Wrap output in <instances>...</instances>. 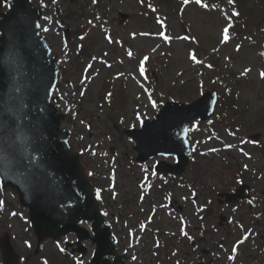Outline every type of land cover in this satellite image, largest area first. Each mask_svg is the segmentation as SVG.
I'll return each mask as SVG.
<instances>
[{
    "label": "rangeland",
    "instance_id": "obj_1",
    "mask_svg": "<svg viewBox=\"0 0 264 264\" xmlns=\"http://www.w3.org/2000/svg\"><path fill=\"white\" fill-rule=\"evenodd\" d=\"M60 1L63 3L64 8L68 7V9L74 11L69 6L78 7L74 12H78L79 15L88 14L92 9L90 0ZM98 1L99 7L104 6L106 10H110L108 15L110 16L109 20L113 37H119L124 42L130 43L135 51L138 50V55L147 53L151 48H154L158 52L152 57V62L165 61L166 68L158 72L160 80L158 89L162 91L163 96H166L165 98H173L182 102L190 101L199 96L205 89H209L213 78H211V73L208 71V62H204L210 59L209 55L213 54V59L218 58L223 65L228 64L232 68L233 76L239 82V91L236 92L238 95L237 97L234 96L235 100L230 101L229 105L230 114H232V119L230 120L233 123L229 128L225 122L219 123L215 119H210L206 123H196L191 127L189 135L196 150L194 156L196 163L192 166L195 170L190 172L187 177L199 175L203 190L210 192L221 190L228 185L229 188H232L238 181L245 178L254 179L253 173L257 169L259 172H264V154L261 153L259 146L257 147V144H254L248 138L252 133L260 132L258 142L264 143V78L260 75L261 72H264V55H262L264 48L260 45L248 48L245 42L242 43L241 40H234L231 37L228 42L222 43L223 30L226 28L228 21L223 20L219 14L214 12L196 9L189 2L187 4L184 3V0L180 4L182 12L180 16L177 15V12H172V7L177 6V3H174L175 0ZM168 1L169 3L173 1L172 5L167 6ZM145 3L148 6L154 5V7L161 4L162 9H159V11L168 15V20L165 21V17L160 21L149 12L145 14ZM117 12L128 13L130 15L129 21L125 22L126 24L124 25L123 22L122 25H119L121 20ZM84 22L85 19L80 16L72 22L69 21L75 26L84 24ZM183 22L188 23L190 26L192 25L195 37L191 40L189 35L183 34ZM140 30L146 31V33L150 31L158 33L163 30L164 35L173 37L169 40L161 37H137L132 40L127 34V31L135 33ZM50 35L52 40L57 42L56 47L58 49L60 45L58 37L56 38L54 33ZM184 37H187V39H184ZM258 40V43L261 44V42H264V36H260ZM82 43V50L85 55L87 54V57H83V61H86L91 54H100L103 48L112 49L101 38V33L97 29H92ZM115 47L118 48L117 46ZM196 52H201L200 57L202 59L199 60L196 56V61L199 62L191 59V56L195 55ZM123 55V48H119L116 53L111 55V59L114 60L116 57H120L124 62L115 63L113 69H103L102 76L98 75V77L92 79L85 87L81 105L73 106V109L69 111V115L76 112V120H73L72 123L75 124L73 128L78 133L75 137L72 136L71 139L73 140L75 151L83 150L86 142H89V148H91L93 145L92 138L97 139L101 136L106 150L110 148L118 149L117 154H113L114 157H117L110 158V161L114 162L113 164L117 162L118 165L117 187H119V195L117 196V201L124 202L121 215L128 219L133 214L131 222H136L135 214L139 211H134L138 210V206L135 204L137 195L133 193L138 192L136 181L139 179L140 174H138L137 170H134V166L130 168L127 166V159L130 155H134V152L130 147V143L126 139L122 142L119 136L123 133V129L128 127L130 120H134L131 112L138 105V95L142 102H145V96L140 92L139 85L134 81L132 74L128 73L129 75L116 77L115 83H112V102L110 106L100 109L98 104L102 99L103 86L108 81L106 78H110L112 73L126 71V69L135 73L136 61H126ZM75 60L78 59L73 58L69 67L64 68L66 71L64 72V81L68 82L70 79L74 84L80 81V71L83 64L82 61L78 60L77 62ZM246 69L250 71H245ZM199 71H204V76ZM220 77L224 78L223 76ZM76 95L79 96L78 93ZM156 98L163 99L162 95L156 96ZM152 105L153 103L150 102V105L144 108V112L150 113L154 111ZM83 120L84 124L81 125ZM72 123L66 119L64 125L72 128ZM86 125H89L91 129L86 133H81L78 127L85 129ZM85 136H87L88 141L82 143L81 139L84 140ZM200 146L203 149V155L199 156ZM110 153L112 154V152ZM84 157L85 154L83 159ZM86 160L88 159L85 158ZM82 162L88 169L86 162L83 160ZM93 164L95 165L96 162H93ZM110 168L109 163H107L101 169H103L104 174H107ZM261 177L264 181V174L261 173ZM100 180L103 184L107 183L104 178H100ZM262 184V181L254 183V197L257 200L255 207H250L246 202L238 205V221L242 223L240 231L238 228L226 230L225 227L218 233L213 230L207 235L208 237L213 236L211 245L216 249L215 243L219 246L225 244V242L230 244L236 236L244 238L240 242L242 247L241 251L238 252L239 262L237 264H264V197L259 194L264 189ZM4 190L0 189V232L3 233L6 228L10 229L16 235L14 245L17 251L20 254H26L29 257L28 262H30L32 261V255L25 248L22 240L27 238L32 242V232L30 230L25 232L23 227L26 224L17 217L10 220L11 223L9 224L7 222L11 210L21 211L24 214L27 213V210L21 207L15 189L7 187ZM183 190L191 193L189 190ZM181 192L183 191H178L176 194ZM155 223L157 227L161 228V231H163V228H167V226H164L166 223L164 225L161 224L160 219L156 220ZM168 226H170V230H175L178 227L177 224L175 225L176 227L172 226L171 222ZM227 247L229 246L227 245ZM47 251L52 257L51 264H59L63 260L62 256L56 252L53 244L49 245Z\"/></svg>",
    "mask_w": 264,
    "mask_h": 264
},
{
    "label": "water",
    "instance_id": "obj_2",
    "mask_svg": "<svg viewBox=\"0 0 264 264\" xmlns=\"http://www.w3.org/2000/svg\"><path fill=\"white\" fill-rule=\"evenodd\" d=\"M27 10H24V18H28L33 25L36 15L33 13L32 9L25 5ZM16 7H13L15 10ZM33 14H29V13ZM31 29V33H34V29ZM8 44L1 49L0 54V140L2 139L6 155L2 158V161H8L10 164L17 163V153L19 152L22 144V134L20 131L12 133V137L8 130L11 129L9 122L3 118L12 115V109H16L22 104L23 100L20 102H13L12 98H20L23 95V88L18 85L20 77L18 75L25 74V68L22 66H33L43 64L42 60L46 54L45 50L39 48V44L36 42V38L33 42H28L27 39L23 37H17L15 39H9ZM17 76V77H16ZM5 96L2 98V93ZM16 151V155L12 152ZM74 221H68V224Z\"/></svg>",
    "mask_w": 264,
    "mask_h": 264
},
{
    "label": "snow or ice",
    "instance_id": "obj_3",
    "mask_svg": "<svg viewBox=\"0 0 264 264\" xmlns=\"http://www.w3.org/2000/svg\"><path fill=\"white\" fill-rule=\"evenodd\" d=\"M233 2V0H229V3H232ZM184 3H188V0H184ZM196 3H201V0H196ZM205 7H207V5H204ZM229 29L226 27V28H224V30H223V39H222V43H226V42H228V40H229ZM164 39L165 40H168V39H170V37H168V36H164ZM184 39H187V37H184ZM128 55L129 56H131L132 55V53L131 52H129L128 53ZM262 55H264V53H262ZM145 59H147V57H145ZM191 59L193 60V61H196V56L193 54L192 56H191ZM196 62H199V61H196ZM209 67H211V65H209ZM245 71H250V70H248V69H246ZM141 72H143V64H141ZM260 75H261V77L262 78H264V72H261L260 73ZM153 106H155V105H153ZM98 195H99V193H98ZM233 251H236V249L234 248L233 249ZM231 258V257H230Z\"/></svg>",
    "mask_w": 264,
    "mask_h": 264
}]
</instances>
